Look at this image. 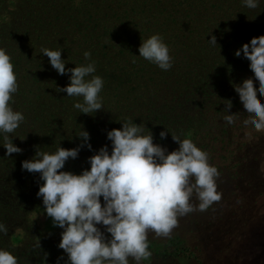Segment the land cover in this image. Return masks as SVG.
I'll use <instances>...</instances> for the list:
<instances>
[{"label": "rangeland", "instance_id": "1", "mask_svg": "<svg viewBox=\"0 0 264 264\" xmlns=\"http://www.w3.org/2000/svg\"><path fill=\"white\" fill-rule=\"evenodd\" d=\"M159 1L163 0H147V7L153 8L152 16L157 11L155 5L158 7L160 5ZM210 1L222 7V11L227 15L226 18L221 15L212 17L210 21L206 16L204 22L198 25V29L204 32L207 28H211L209 34L216 37L217 46H213L212 55L203 56L200 52V46L207 45L209 38L202 41L197 33H190L187 30L181 34L171 32L170 36L168 32L167 36L160 33L165 37L164 42L174 58L173 67L168 71H163L155 64L139 57L138 48L144 40L148 39L145 31L152 28L156 22L154 19L155 22L147 23L152 19L150 14L141 13L143 18L133 17V21L126 24L117 20L103 24V26L115 27L118 33L116 37L111 40L106 37L101 38L102 34L99 30L95 33V39L87 36L84 45L80 40L74 41L71 38L66 41L46 38L54 28L48 31L45 37L41 34L40 36L43 37L41 39L37 37L39 34L36 32L26 37V31L30 29L25 27L28 21L25 18L28 19V16L23 9L19 12L16 7L10 5L5 19L7 27L0 29V47L5 48L10 55L18 79L19 90L13 97L15 103L12 107L15 111L24 114L25 121L14 133L10 134L14 139L13 143L21 148L22 152L6 157V150L0 147V181L6 180L3 183L0 182V205H18L21 198H26L24 203L29 204L28 199L32 196H30V191L23 190L26 188L23 183L27 178L31 180L32 178L28 176L27 171L22 170L21 162L31 159L35 155L37 146L40 147L38 150L50 153L55 152L59 145L65 149L76 147L80 141L75 136L79 134L81 126L90 134L93 151L87 148L81 150L76 160H69L66 163L64 171L71 168L80 170L86 167L87 159L106 144L111 150V142L107 140L106 132L113 128L119 129L121 127L119 123L131 119L138 125L141 123L147 125L145 111H150L155 106L160 107L158 114L172 115L173 120L168 121V128L172 133H176V129L180 126L177 122L180 121L178 118L184 117V110L177 104V97L181 94L190 97V94L197 90L200 79L208 76V73L203 70L204 65L209 70L214 66L221 67L224 63L221 58H229L231 52L235 53L243 44L249 43L253 37L264 35V26H261L263 25L261 19L264 20V0H260L256 9H248L242 5L241 0ZM189 2L182 4L180 13L184 16L199 15L201 0ZM116 4H119L120 9L118 17L124 16L126 0H116ZM53 13L58 12L54 9L47 15L38 10L36 16L32 18L34 19L32 26L37 22L38 27H42L39 23L42 22L43 16L47 19L48 16L53 17ZM165 15L158 17L159 21L156 25L158 29L164 31L166 30ZM146 17L148 19L145 20ZM171 23L176 24V22ZM128 28L137 29L142 34L134 35ZM193 34H197V37L192 36ZM127 38L133 40L122 47L121 45L126 42ZM24 47L32 49L31 57L23 56L21 48ZM42 48L62 49V59L66 60V68H74L94 61L96 72L93 75L103 78L105 68L112 66L116 68L118 77L124 79L119 84L116 83L114 87L117 90L111 96H106L107 90H102L105 93L102 96L103 110L84 115L73 108V104L80 98L67 97L66 93L59 92L58 88L68 85L69 77L57 74L49 64V58L42 55ZM121 48H125L129 54L123 56ZM85 52L91 53V60L85 59ZM14 62L23 67L21 73L15 71ZM206 78L213 80L212 76ZM165 93L168 99L167 105L164 104L161 107L158 102L153 105V101L156 102L154 96ZM137 97H140V100L135 99ZM196 97H199L198 93ZM60 128H62L61 133L58 131ZM259 136H262L259 139L263 140L260 145L264 148V135L261 133ZM2 145L3 140L0 138V146ZM255 151L259 152L258 155L255 153L258 159L264 152L262 148ZM230 152L220 148L214 154V165L218 171L220 167L225 168L217 180V191L222 193L221 200H225L226 195L231 191H235L238 195L230 199L231 201L228 200L223 208L216 203L207 212L197 210L183 216L189 231L187 233L188 235L191 233L188 238L192 242L198 241L197 245L203 249L197 261L190 264H264V155L262 156L263 162L260 160L254 163L249 154L250 159L245 163L247 166L237 168ZM248 197L253 198L246 200ZM243 198L248 201V210L238 208L243 204ZM192 202L194 205L198 204L195 199ZM194 213L196 215L191 218L190 216ZM20 215L23 218L18 221V218L13 219V216L11 218L8 212L1 213V217H8L12 222V232L11 227L8 228L10 224H5L8 234H0V248L7 241L14 240L18 244L26 237L51 239L58 237L62 232V229L53 227L51 219L43 211L39 213L21 211ZM189 221H195L194 227L188 225ZM21 224L23 226L19 227ZM183 233L184 231L181 232ZM148 237L158 238L152 231H149ZM152 264L184 263L166 261Z\"/></svg>", "mask_w": 264, "mask_h": 264}, {"label": "clouds", "instance_id": "2", "mask_svg": "<svg viewBox=\"0 0 264 264\" xmlns=\"http://www.w3.org/2000/svg\"><path fill=\"white\" fill-rule=\"evenodd\" d=\"M241 3L248 9H256L260 0H241ZM207 41L217 46L215 36ZM138 52L139 57L163 71L173 67L174 58L159 34L144 40ZM41 53L49 58L58 75L69 77L68 85L58 89L67 97L80 98L73 104L74 109L84 115L103 110L100 93L105 82L93 75L94 61L66 68L62 49L42 48ZM234 55L237 58L243 55L252 73L251 78L232 85L248 117L243 124L264 132V103L258 100V96L264 98V35L253 37ZM84 57L91 60V53L85 52ZM18 90L11 57L0 47V138L3 140L0 147L6 150V157L22 152L10 136L25 121L24 114L12 107ZM224 101L227 114L223 119L233 125L239 113L229 114L232 101ZM119 124V129L106 132L111 150L107 144L96 150L87 159L90 167L80 174L63 169L69 160L78 158L81 150L93 151L90 134L83 126L75 136L80 141L76 147L65 149L59 145L50 153L38 150L37 146L35 155L21 162L22 170L39 174L42 183L36 195L42 200L44 213L53 227L62 229L58 248L67 256L65 264H129V258L141 264L152 255L149 231L156 237L168 238L178 224V217L206 211L222 199V193L217 191L220 173L210 165L209 154L192 139L170 134L165 129L159 133L160 139L171 135L178 145L169 151L154 143L153 133L144 124L138 125L131 119ZM194 199L198 204H193ZM0 234H8L4 223H0ZM36 246L41 247L40 243ZM47 259L45 253L43 264ZM61 260L63 255L57 264ZM0 264H19V258L0 248Z\"/></svg>", "mask_w": 264, "mask_h": 264}, {"label": "trees", "instance_id": "3", "mask_svg": "<svg viewBox=\"0 0 264 264\" xmlns=\"http://www.w3.org/2000/svg\"><path fill=\"white\" fill-rule=\"evenodd\" d=\"M189 1L192 0L159 1L160 5L159 7L155 5V9L157 11L152 16L151 11L153 8L147 7V0H126L125 15L118 17V12L120 9L118 8L119 4H116V0H0V29H5L7 27V21H5V19L7 18V14L9 12L8 9L11 6H14L19 12L21 9H23L24 13L26 12L28 16V19L25 18V20H28L26 21L25 27L30 29H27L26 31V37H30L33 32H36L39 34L37 37L41 39L45 37V34H47L48 31L53 30L54 28V30L46 38H53L55 41H66L71 38L74 41L80 40L81 43L85 45L87 36H91L92 39H95V33L100 30L102 34L101 38L106 37L111 40L114 39L118 34L116 33V28L108 25L103 26V24L111 23L113 20L122 21L123 24H126L132 22L133 17L136 19L143 18L141 13H145L147 15L150 14L152 18L151 20H148L147 23H151L152 21L155 22L156 20L154 26L152 28H148L147 31H145V36H147V38L154 34L160 35V33L167 36V32L168 36H170L171 32H178L181 34L187 30L190 33H197L202 41H204L206 38L211 39V36L213 35L209 34L211 28H207V31L204 32L198 29V25L204 22V17L206 16L210 21L212 17H219V15H221L226 18L227 15L222 11V7H218V4H215L214 1L201 0V11L199 15L192 14L190 16H184L180 13L181 6L182 4H186ZM54 9L57 10L58 13H53V17L48 16L47 19L46 16H43L42 22L39 23L40 25L42 24V27H38L37 22L32 26L34 23V19L32 18L36 16V12H38V10L39 12L43 11L44 14L49 15L48 13L52 12ZM18 11H16V13L21 14ZM161 13L166 14V25L164 26L166 29L165 31L158 29L156 26L159 21L158 17L163 15ZM144 19L146 20L148 18L146 17ZM171 22H176V24L172 25ZM261 24H263L261 26H264L263 19H261ZM130 30L134 35L142 34V32L139 33L137 29ZM41 34L43 37L40 36ZM197 34H193L192 36L196 38ZM81 35H83L82 38ZM164 39L165 37H163V40ZM28 40L30 41V38H28ZM125 40L126 42L121 45L122 47L126 46L128 43H131V40L133 39L127 38ZM21 49L23 56L31 57V48L24 47ZM200 49V52H202L201 55H212L211 51H213V46L208 42L207 45H201ZM231 53L234 54L233 52ZM121 54L126 56L129 53L125 48H121ZM232 54L228 56L229 58H221L224 61L221 67L214 66L211 67V70H209L204 65L203 70L208 73V76L206 77L212 76L213 80L209 79V81L208 78L204 76L200 79L197 90L194 93H191L190 97H187L184 94H181L179 97H177V104L183 108L184 117L182 116V118H178L180 121L177 122L180 124V126L176 129V133H172V131H170L168 128V121L173 120L172 115L158 114V111L160 110L159 106L153 107L150 111H145L146 113L144 115L147 117L146 119L143 115L142 117L147 123L145 127L151 130L153 133L154 143L161 144L169 151L178 148V145L172 140L170 135H168L164 140L160 139L159 133L166 129L170 134H182V138L192 139L198 148L206 151L209 154V163L212 166H215L214 154L218 152L220 148L226 152L231 151L230 156L232 157V161H235V165L238 166L237 168H239V166L246 165L245 163L250 159L249 154L251 155L252 162L254 161V163H258L260 160L263 162L262 156L264 155V152L259 156L258 159L257 153L259 152H256L255 150L258 148H262L264 150L262 145H260L263 140L261 141L259 139V137H262L259 136V134L262 133L264 135V132H257L251 126H244L243 121L248 117L244 112L238 94L234 91L232 86L233 84H240L244 79L252 77V73L250 72L248 66L249 62L243 58V55H241L240 58H237ZM14 64L16 68L15 71L21 73L23 71V67L16 65L15 62ZM123 79V77H118L115 67H106L105 75L103 77L105 82L103 89L107 90L106 96H111L112 93L117 90L114 87L116 83L118 82L119 84V82ZM213 82L214 84H212ZM199 87L201 88L199 89ZM197 93L199 94V97H196ZM100 95L103 96L105 93L101 92ZM154 97L156 102L153 101V105L157 102L161 107H163L164 104L167 105L168 99L166 93L160 96L155 95ZM135 99L140 100V97ZM224 100L232 101L233 107L229 114L239 113L238 120L233 125L226 124L223 119V116L227 114L224 111V104L226 103ZM258 100L261 103H264V98H260L258 96ZM169 106L170 105L168 104V108ZM58 131L61 133L62 128H60ZM147 133L148 130L146 129L145 134ZM60 137H62V135H60ZM89 167L90 166L87 165L80 170L71 168L65 171H71L75 174H80L83 169ZM224 170V167H220L218 171L220 175L224 172ZM28 176H30L32 180L27 178L24 181L23 186L26 188L23 190L30 191V196H32L31 199H28L30 203H24L27 199L21 198V202H19L18 205H0V223H9L10 225L8 228L11 227V232L12 222L10 219H8V217H1L2 212H8L11 218L12 216L13 219L18 218V221L23 218L20 215L21 211H35L37 213L42 211L44 212L42 200L38 199L36 195L39 191V183H42L39 182V174L28 173ZM5 181L6 180H2L0 182L3 183ZM249 184V186L252 187L251 183ZM236 195L238 194L235 191H231L226 195V201L221 200L216 203L221 208H223L228 200L231 201L230 199ZM252 198L253 197H248L246 200H252ZM244 199L245 198L242 200L243 204H241V206L238 208L247 209L248 201ZM208 210L203 212H207ZM195 215L196 213L189 216L194 218ZM188 225L190 227H194L195 221H189ZM21 226L23 225H19V227ZM182 231H184L183 234H181ZM187 231L188 230L184 222V217H178V224L172 230L170 237H148V241L150 242L149 250L151 251L152 255L147 261H142L141 264H152L153 262L166 261L190 264L193 261H197L199 254L203 253V249L200 247V245H197V243H199L198 241L192 242L188 238L191 233L188 235ZM60 239V234L58 237L51 239L26 237L23 239V241H19L18 244H16L14 240L7 241L1 245V248L17 256L19 258V264H43L45 253L48 254L46 264H57L58 258L62 255L64 256V260H61L60 264H65L67 256L63 253L62 249L58 248ZM39 243L41 246L40 248L36 246ZM129 264H135V262L129 258Z\"/></svg>", "mask_w": 264, "mask_h": 264}]
</instances>
